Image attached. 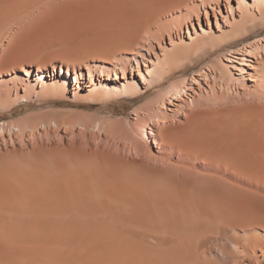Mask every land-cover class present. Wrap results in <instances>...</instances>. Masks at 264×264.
<instances>
[{
	"label": "bare ground",
	"instance_id": "6f19581e",
	"mask_svg": "<svg viewBox=\"0 0 264 264\" xmlns=\"http://www.w3.org/2000/svg\"><path fill=\"white\" fill-rule=\"evenodd\" d=\"M31 1L0 0V21L12 13L15 14ZM163 1L156 0L153 3L163 5ZM168 1L171 0H166ZM212 3L218 1L200 0L202 6L206 4L210 7L209 4ZM154 6V10H157L155 4ZM148 10L143 9L139 14L140 19L143 18V24L156 21L157 14L160 13L155 14L153 9ZM195 11L198 13L197 9ZM136 15L138 17V14ZM235 33L234 38L224 43L215 39L218 43H211L207 52L216 53L224 45L231 46L227 49L224 59L234 56L242 60V64L249 65V60L244 55L257 53L260 48L264 50V43L260 44V41H264V35L244 43L238 50H232V45L248 36L247 26L244 23L238 25ZM137 45L130 54L125 55L126 65L118 67L123 75L125 69L132 68L131 62L139 66V58L146 60L143 50L152 53L151 44L147 47ZM196 46L202 49V52L205 49L204 45ZM168 51L159 54L162 59L156 57L153 62L149 60L152 67H146V70L151 74L146 83L148 85H145L142 91H139L140 88L134 79L122 76L124 80L121 85L100 82V88L89 85L87 94L95 95L96 99L109 94H126L133 99L143 97L151 91L152 86L160 85L166 80L170 70L181 57L179 53L183 52ZM236 52L241 56L236 57L233 54ZM216 58L213 60L215 63L211 61L208 67L211 71H220L223 76H228L226 80L231 79L227 75L229 68L222 57L218 55ZM194 64L193 62L192 65ZM99 68L103 71V66ZM235 68L239 70V67ZM260 69V80L255 82L253 88L263 97L264 65ZM22 71L27 77L33 75V68H24ZM87 71L88 76H91V70L88 68ZM201 71L204 80L209 79L206 71ZM111 72L115 76L114 79L119 78L115 68L110 69ZM44 73V70L38 68L34 79H28V93L32 90L52 92L57 91L59 87L66 90L67 78L63 71L60 72L61 77L58 80L50 75L46 77ZM212 76L215 77L214 74ZM219 77L221 78L220 75ZM106 79L112 80L109 76ZM191 79L198 81L193 76ZM74 80L78 88L80 83L76 77ZM90 80L93 81L91 77ZM185 81H181L180 85L170 84L159 91L147 107L134 109L137 117L143 112L150 119L149 122L142 121L140 139L136 142L139 151L145 145L144 142L150 140L159 145L160 152L163 151L164 144L173 146L179 143L180 152L192 150L193 147L201 148L203 145L218 158H231L239 170L243 162H247L251 168L264 171V141L249 132L250 129L246 130L247 126L251 127L250 118H247L249 122L242 124L243 126L239 124L243 127L242 130L240 126L237 128L238 124L235 126L231 123L232 132L240 129L236 132L235 140H232L231 136L234 132L228 130V115L213 121L214 125L210 126L211 129L207 128L210 130L207 133V123L204 124L203 120L201 122L197 117L192 120V131L190 128L185 129L187 125L184 127V123H170L171 117L184 112V104L181 101H184L188 94L186 90L189 89ZM206 83L209 84V81ZM21 100H27L26 95H22ZM263 101L261 103H264ZM156 106L160 110H154ZM249 114L250 111L245 115L252 118V111ZM191 116L190 113L189 117ZM263 120L259 119L260 125V122L254 124L256 127H252L253 131L258 126L259 129L264 126ZM5 122L0 121V137L3 140L6 133L18 134L21 131L19 126H10ZM68 122L64 119L55 120L53 126L60 127ZM31 146L18 152L13 151L14 147L10 154L6 149L9 155L6 153L4 159L0 160V264H238L239 257L231 250L233 247L238 246L248 254L255 252V248L260 249L264 244V203L256 202V195L249 193L242 185V177L235 172L236 178L232 180L221 174L216 166L213 167L214 170L211 167L202 171L183 168L176 170L174 167L165 171L164 167V171H159L162 169H152L148 163L146 166L149 168L141 165V161H144L142 159L138 160L140 163L132 159L125 162V159L119 157V160L115 156L112 158L108 153H78L64 148L63 152L57 151V154H53ZM139 151L136 150L137 153ZM180 169L183 170L179 171ZM251 256L254 257V254Z\"/></svg>",
	"mask_w": 264,
	"mask_h": 264
},
{
	"label": "rangeland",
	"instance_id": "374dc122",
	"mask_svg": "<svg viewBox=\"0 0 264 264\" xmlns=\"http://www.w3.org/2000/svg\"><path fill=\"white\" fill-rule=\"evenodd\" d=\"M153 1L32 0L25 6L26 9L23 7L15 14L12 13L11 16L8 15L0 21V121H6L10 126L17 125L21 130L18 134L6 133L5 140L0 137V160L4 159L7 151L10 154L14 147L17 148L13 151L18 152L20 149L24 150L33 145L31 147L53 154H57V151H62L64 148V150L69 149L78 153L83 151H92V153L96 151L95 154L98 152L103 155L108 153V156L112 155V158L115 156L119 160L121 157L125 159V162L132 159L140 163L142 159L145 164L141 161V165L146 166L148 163L152 169H162L159 171H164V167L165 171L174 167V169L177 168L176 170L183 168L184 170L202 171L205 168L213 169L216 166L221 174L229 179L235 180L234 172L240 175L242 185L249 193L256 195V202L264 203L262 199L264 171L251 168L247 162H243L239 170L231 158L227 157L229 160L218 158L203 145L200 146L201 148L193 147L196 150L191 148L192 150L180 152L178 146L181 144L176 143L173 146L164 144L162 145L163 151L160 152L159 145L150 140L144 142L146 146L143 145L139 151L136 142L140 139L142 121L149 122L150 119L143 112L138 117L134 114L136 107H147L162 89L173 83L180 85L181 81L186 80L189 87L186 90L188 94L184 101H181L184 104V112L171 117V124L177 125L181 122L184 123V127L187 125L185 129H188L192 126L194 117H197L196 119H200L201 122L203 120L204 124L207 123L205 124V133H207L211 129L210 126L214 125L213 121H218L228 115V130L231 129L232 122L235 126L238 124L237 128H239L238 126L241 127L242 124L250 121L251 127L247 128L249 125L247 124L246 130L250 129L249 132H253L254 136L263 138L264 141V130H262L264 126H261V129L258 126L254 131L252 128L256 127L254 124L256 122L258 124L260 118L261 121L264 119L262 116L264 103H261L264 95L260 97V93L253 88L255 82L258 83L260 80L258 76L260 68L264 65V50L260 48L257 53L250 52L249 55H244L249 60V65L242 64L240 62L242 60L234 56L227 55L226 58L229 60L224 59V55L228 52L227 49L231 46L224 45L216 53L207 52L211 43H218V41L224 43L234 38L235 30L243 23L247 26L248 36L239 40L236 45H232V50H238L244 43L252 42L264 35V0H217L218 3L209 4L210 7L206 4L202 6L200 0H186L185 2L180 0L182 3L177 0L175 2L171 0L172 3L164 0L163 5L159 4L160 1L159 3H153ZM154 4L157 10H154ZM143 9L144 11L153 9L155 14L160 12L157 14L156 21L143 24V18L139 17ZM179 25L182 27L180 28ZM263 43L264 41H260V44ZM149 44L152 46V53L143 50L146 60L139 58V66L131 62L132 68L125 69L123 75L118 67L126 65L125 55L130 54L136 45L147 47ZM195 44L199 47L204 45L203 52ZM189 46H192L190 47L192 49ZM174 47L175 49H172ZM180 47H184L183 50L189 48L190 52L188 50L184 52ZM174 50L176 53L178 50L183 51L179 53L181 57L178 56V63L174 64L176 67L170 70L169 76L163 83L152 86L151 91L143 97L133 99L126 94H109L96 99L95 95L87 94L89 85L100 88V82H113L121 85L120 83L124 80L122 76L134 79L140 88L139 91H142L144 86L148 85L146 83L151 74L149 70H146V67H149L148 69L152 67L149 60L153 62L156 57L162 59L159 55L161 52L172 53ZM237 53L233 54L240 57L241 55ZM218 55L229 68L227 74L231 77L229 80H226L228 76H223L220 71L221 74L218 71H211L208 67V64L211 61L214 62ZM193 62L194 65H192ZM100 66H103V71L99 70ZM86 67L91 70V76H88ZM235 67H239V70ZM24 68H33V75L30 77L24 75L22 71ZM38 68L44 70L46 77L50 75L57 80L61 77L60 72L63 71L67 78L66 90L59 87L57 91L52 92L32 90L28 93L30 83L27 81L34 79V73ZM113 68L119 75L117 79H114L112 72L110 73V69ZM201 69L206 71L209 79L204 80ZM66 72L69 74L67 75ZM195 72L199 73L194 74ZM107 76L112 80L106 79ZM192 76L198 81L194 82L191 79ZM75 77L80 83L78 88L75 86ZM206 81H209V84ZM224 81L227 85L222 83ZM254 93L257 95L255 96ZM22 95H26L27 100H21ZM129 95L132 94L129 93ZM167 106L170 107L168 104ZM154 110H160V108L156 106ZM248 110L250 114L252 111L253 119L245 115L249 112ZM208 113L209 116H207ZM218 115L219 118H217ZM247 118H250L249 121ZM60 119L69 122L60 127L53 126V122ZM260 124L261 122L258 125ZM150 126L152 127V123ZM239 130H234V133L230 130L234 134L231 135L232 140L236 139V132ZM137 149L139 153L136 152ZM9 154L7 153V156ZM262 245L260 249L255 248V252L248 254L238 246L231 250L239 257L238 264H264V244ZM249 254H254V257Z\"/></svg>",
	"mask_w": 264,
	"mask_h": 264
}]
</instances>
